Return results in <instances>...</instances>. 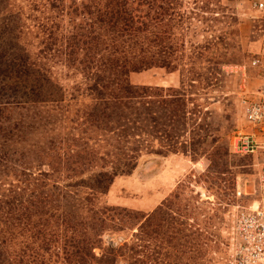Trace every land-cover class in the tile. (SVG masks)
Returning a JSON list of instances; mask_svg holds the SVG:
<instances>
[{"label":"rangeland","instance_id":"rangeland-1","mask_svg":"<svg viewBox=\"0 0 264 264\" xmlns=\"http://www.w3.org/2000/svg\"><path fill=\"white\" fill-rule=\"evenodd\" d=\"M115 6L138 21L133 38L97 22L115 17ZM241 8L234 0H0V205L13 201L16 216L4 225L0 210V264L220 262L236 188H254L252 159L232 153L242 123L233 69L255 50ZM94 37L155 52L158 68L126 76L144 90L136 127L108 121L111 104L92 91L95 68L78 64L83 52L72 47L75 62L65 61L69 42ZM133 156L131 173L112 176ZM98 174L106 190L95 189Z\"/></svg>","mask_w":264,"mask_h":264},{"label":"built area","instance_id":"built-area-1","mask_svg":"<svg viewBox=\"0 0 264 264\" xmlns=\"http://www.w3.org/2000/svg\"><path fill=\"white\" fill-rule=\"evenodd\" d=\"M234 1L250 18L255 50L247 64L233 69L241 78L237 99L242 123L234 133L232 153L252 159L254 188L253 193L236 188L218 264H264V0ZM248 70L255 73L252 79Z\"/></svg>","mask_w":264,"mask_h":264},{"label":"trees","instance_id":"trees-1","mask_svg":"<svg viewBox=\"0 0 264 264\" xmlns=\"http://www.w3.org/2000/svg\"><path fill=\"white\" fill-rule=\"evenodd\" d=\"M122 6L124 7L125 3H123ZM112 9L108 13H112L115 17L111 16L105 21L97 20V22L105 24V27H109V31H115L114 35L123 32L129 36L130 39L133 38V31L138 32L140 29L134 26L138 21H136L134 17L124 8L123 10H120L117 6H115V9ZM121 36H123V34H121ZM140 43L141 42H133L132 44H128L126 46L121 44H118L117 46L115 42H106L105 45L103 41H99V38L94 37L89 41H84V43L72 41L67 44V47L69 46L70 49L73 47L76 48L77 51L83 52L81 53L83 56L78 60V64H80L83 69L93 70L95 68L93 74L96 75L97 79L95 80V86L92 87V91L97 92L95 93L96 99L100 100V103L103 104L104 107L106 106L105 104H111L112 110L106 116V118L109 119L108 121L111 123H116L119 120H126L129 124L136 127L141 122V112L138 111L137 104H139V102H137V100H141V94L144 90L135 88L128 84L126 76L129 73L145 71L153 67L158 68L159 62L155 58V52L152 50L151 45L147 44L146 46L144 43ZM53 44L54 43H52L49 39L46 40L44 49L39 52V55L47 58L46 56L53 51ZM79 44L81 47L77 48ZM109 46H112L115 51L113 50V54L110 55L108 59H104V55H101L100 53H105ZM62 47L63 44H59L53 54V57H51L54 58L56 53ZM73 50L70 54H66L67 58L65 61L68 66L75 62V59L72 58V55L75 53ZM89 51H94V56H87ZM115 54L117 56L116 58ZM27 59L28 58L26 57V60ZM31 66L36 67L37 65L34 62ZM37 68L39 69V66ZM143 95H145V93H143ZM149 103L151 105L154 101L152 100V102ZM99 111L101 115L105 114L104 109ZM155 116V113L151 109L148 117L152 122L155 120ZM113 119L116 120L114 121ZM136 136L139 137L140 135L136 134ZM135 167V156L128 157L126 162H124L121 167L113 168L112 176L120 173L129 174ZM97 176L99 178L95 179V182L97 183L95 189L99 191L106 190V186L103 185L104 180L100 179L101 174H98ZM13 203V201H8L3 202L1 203L2 205H0V210H5V213L2 214V221L4 225L10 224L13 226L10 221H12V219L16 220ZM20 215L21 217L24 216L25 218H28V215Z\"/></svg>","mask_w":264,"mask_h":264}]
</instances>
